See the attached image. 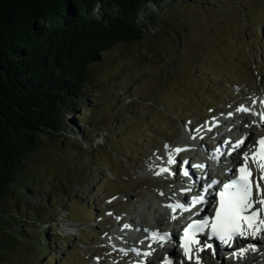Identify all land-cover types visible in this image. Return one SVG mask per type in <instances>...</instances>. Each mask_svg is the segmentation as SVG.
Listing matches in <instances>:
<instances>
[{
  "label": "rangeland",
  "instance_id": "374dc122",
  "mask_svg": "<svg viewBox=\"0 0 264 264\" xmlns=\"http://www.w3.org/2000/svg\"><path fill=\"white\" fill-rule=\"evenodd\" d=\"M152 11L154 24L140 39L120 41L90 64L86 106L65 110L61 131L18 168L1 228L22 225V239L1 249L0 264H129L132 251L113 245L112 231L129 219L139 223L137 209L160 191L176 193L185 168L203 170L192 167L197 150L182 142L184 134L217 148L225 128L213 118L264 98V0H163ZM165 145L183 149L173 165ZM157 163L172 174L155 175ZM193 186L182 196L195 197ZM198 208L187 206L177 221ZM203 258L217 260L207 250Z\"/></svg>",
  "mask_w": 264,
  "mask_h": 264
},
{
  "label": "trees",
  "instance_id": "16d2710c",
  "mask_svg": "<svg viewBox=\"0 0 264 264\" xmlns=\"http://www.w3.org/2000/svg\"><path fill=\"white\" fill-rule=\"evenodd\" d=\"M162 1L0 0V256L22 239V225L1 228L18 168L61 131L65 110L86 106L90 64L140 39L154 24L149 5Z\"/></svg>",
  "mask_w": 264,
  "mask_h": 264
},
{
  "label": "snow or ice",
  "instance_id": "6c2138e0",
  "mask_svg": "<svg viewBox=\"0 0 264 264\" xmlns=\"http://www.w3.org/2000/svg\"><path fill=\"white\" fill-rule=\"evenodd\" d=\"M256 103L253 100L252 106L240 105L236 108V112L258 117V121L254 119L252 123L257 126L264 125V112L255 109ZM260 103L264 104V101H260ZM232 116L233 113L229 112L226 118H231ZM213 120H216V118H213ZM245 127H250V125H245ZM208 130L211 131V128ZM229 130L231 129L229 128ZM196 131H199V129ZM195 138V136L192 137V139ZM247 139L248 134L244 133L235 142L231 139L225 140L223 142L224 145H231V147L227 153L222 154L231 155L232 152L243 148ZM165 149L168 151L167 164H175L173 150L168 145H165ZM182 150L178 147L174 149V152L179 153ZM216 151L219 152L220 149L217 148ZM184 163L186 164L187 162L185 161ZM192 167L204 168L205 165L195 164ZM228 170L232 171L233 175L228 182L222 183L216 193L218 199L213 202L214 214L187 223L182 229V235L179 236V247L182 250V255L188 261L193 262V264H202L200 253L209 248L213 250V255H215V248L211 243L212 240L219 242L222 246L232 247L233 242L237 238L247 239L251 237L256 239L261 233H264V136L257 138L254 143L248 145L246 150L239 153L238 157L229 164ZM163 173H170V169L168 167H160L155 172V175ZM182 175L188 177L189 172L183 170ZM218 183L220 182L213 180L208 187ZM205 191H207V188H205ZM204 202L203 196H197L191 200L192 205ZM166 207L173 214L178 210H188L185 204L180 202L168 204ZM172 219H176V216L173 215ZM124 227L127 228L129 226L125 225ZM201 235L207 236L203 244L198 238ZM146 239L162 244L170 239V234L153 231ZM148 247L151 249V244ZM132 251L137 256L143 257L152 254V251L141 252L138 249H132ZM249 251H256V246L252 244L245 245L236 249L231 255L238 260H242ZM139 264H143V261H140ZM161 264H173V260L168 255H165Z\"/></svg>",
  "mask_w": 264,
  "mask_h": 264
},
{
  "label": "bare ground",
  "instance_id": "6f19581e",
  "mask_svg": "<svg viewBox=\"0 0 264 264\" xmlns=\"http://www.w3.org/2000/svg\"><path fill=\"white\" fill-rule=\"evenodd\" d=\"M253 100L257 102L255 104V109L257 111L264 112V109H262V107L258 103L259 101H264V98L262 96L259 98H257L256 96L250 97L246 102L241 104L246 106H252ZM232 113L233 116L231 118H226L227 116H220L219 118H216V120H219L218 125H224L225 128L223 131H219L218 133L219 136L217 138L216 144H220L219 152L216 151L217 148L209 149L205 147L203 139L201 137H198V135H194V133H192L191 131L188 132V135H186V133L184 134L185 136L183 137L182 142L185 141L184 144H190L192 147H194V149L197 150V152H194L195 155H198L196 164L205 165L201 172L204 179L198 180L197 173L193 172L191 168L189 169L188 166V168H185V170L189 172L188 181H186L183 177L182 185L176 193L168 192V194H165L163 193V191H160L161 193H163L160 198H157L155 201H149L148 204H145V208L137 209V214L140 215L139 223L135 222L133 219H129L126 224L129 227H123V229H120L119 231H112L111 236L118 237L119 239L118 243L114 241V238H111L110 240L112 241L111 243H113V245L121 247L123 246L124 248L126 247L130 251H132V249H138L141 252L152 251V254L147 257L137 256L136 253L132 251V261L129 264H139L140 261H143V264H161V261L165 255H168L169 258L173 260V264H193V262L188 261L186 258L183 257V255L180 254V247L178 248L176 245H173L176 239H178L179 242V236L182 235L181 231L185 224L181 225L180 221H177V218L172 219V216L181 215L182 217L185 215V211L178 210L176 213L173 214L170 209L166 207V205L180 202L184 203L185 207L187 208V206L191 205L192 199H186L182 196V194H184L185 192L183 190L190 189V183L192 181L193 183L191 184H196V191L200 194L204 191V185L208 186L213 180H216L220 183L216 184L214 187L211 188L210 191L206 193L207 197L205 199V202L201 203L199 209L196 210L198 214H203L204 212H206L209 205L212 204L213 198H215L216 191L218 190V187H220L221 181L224 178H227L228 174L231 172L228 170L229 164L238 157L239 153L246 150L249 144L254 143V141L258 137L264 136V125L257 126L256 124L252 123L254 119L258 121V117H253L252 115L246 113L236 112V110H234ZM245 125H250V127H245ZM215 128L216 126H212V130L209 133H213L215 131ZM229 128L231 130H229ZM244 133L248 134V139L245 140L243 148L232 152L231 155L222 154L227 153L231 147V145H224L223 142L225 140L231 139L233 142H235ZM193 136H195L196 138L192 139ZM171 150H173L175 156L176 153L174 152V149ZM208 156H211L213 161L208 159ZM152 167L154 168L153 172L158 171L160 167H168L171 170L170 166H166V164L164 163H157L155 165H152ZM143 221H148V224L144 225L142 223ZM152 230L159 232L167 231L170 234L171 240H167L161 244L146 239V237L150 236V232ZM259 237L256 239H252L251 237H249L247 239L240 240L238 246L234 247V249L228 250L226 256L229 257L227 258L229 263H225V259L223 260V257L221 259V254H219V252L215 250L214 256L217 260L216 262L213 260L214 264H231L232 262L233 264H264L263 257L260 255L261 253H263L262 250L264 246H261V241L259 240ZM141 241H143V243H141ZM149 244H151V249H149L148 247ZM248 244L255 245L256 251H249L246 257L242 260H238L231 255V253H233L236 249ZM210 252L211 250H209V253ZM211 254H213V252H211ZM129 256V254H124V258L122 259H128L130 258ZM200 258L202 264L209 263L207 260L204 261L205 258H203V252L200 253ZM116 264H121V262H116Z\"/></svg>",
  "mask_w": 264,
  "mask_h": 264
}]
</instances>
